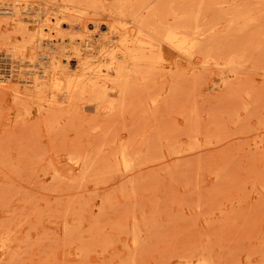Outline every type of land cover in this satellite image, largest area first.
Returning a JSON list of instances; mask_svg holds the SVG:
<instances>
[{
    "label": "rangeland",
    "instance_id": "obj_1",
    "mask_svg": "<svg viewBox=\"0 0 264 264\" xmlns=\"http://www.w3.org/2000/svg\"><path fill=\"white\" fill-rule=\"evenodd\" d=\"M73 1L0 0V264H264V0L153 1L189 51L102 118L35 93Z\"/></svg>",
    "mask_w": 264,
    "mask_h": 264
},
{
    "label": "bare ground",
    "instance_id": "obj_2",
    "mask_svg": "<svg viewBox=\"0 0 264 264\" xmlns=\"http://www.w3.org/2000/svg\"><path fill=\"white\" fill-rule=\"evenodd\" d=\"M98 1L74 0L73 10L66 11L72 20L71 28L80 30L79 42L83 43L85 52L80 47L74 48L77 65L71 72L73 68L69 62L65 64L64 60L56 57L57 47L52 41L50 49L53 52L43 55V59L37 54L42 60L36 63L40 72L35 80V93L42 103L78 105L80 109L93 111L96 117L102 118L126 106L134 87L141 83L149 86L151 70L162 62V52L169 48V44L186 53L190 47L185 46L187 38L182 31L169 34V24L164 21L158 23L160 27L155 24V11H148L155 0H115L109 5L106 0ZM58 24L57 20L48 26L54 29ZM89 24L92 32H88ZM102 26L105 31L98 37L102 42L95 55L98 63H95L87 59L96 47L85 36L92 37ZM120 154L128 167L126 152L121 150Z\"/></svg>",
    "mask_w": 264,
    "mask_h": 264
}]
</instances>
